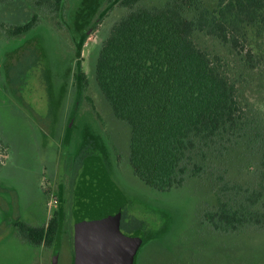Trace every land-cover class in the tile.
<instances>
[{"label": "rangeland", "instance_id": "obj_1", "mask_svg": "<svg viewBox=\"0 0 264 264\" xmlns=\"http://www.w3.org/2000/svg\"><path fill=\"white\" fill-rule=\"evenodd\" d=\"M36 1L0 4V136L6 144L0 143V264H52L54 246H32L16 225L47 228L57 213L63 218L57 264H77L75 194L83 174L110 190L120 206L121 232L141 242L134 264H264V229L226 234L203 218L216 206L218 175L252 188L259 179L264 22L245 31L243 45L254 56V68L243 50L205 33L194 35L236 85L259 138L241 140L222 155L214 148L201 177L160 193L133 175L129 129L114 117L95 79L103 42L131 9L121 7V0H63L55 13ZM168 1L141 0L137 7L160 8ZM196 7L213 10L217 1L197 0ZM34 15L37 23L27 34L7 33ZM79 69L88 79L80 93L74 80Z\"/></svg>", "mask_w": 264, "mask_h": 264}, {"label": "trees", "instance_id": "obj_2", "mask_svg": "<svg viewBox=\"0 0 264 264\" xmlns=\"http://www.w3.org/2000/svg\"><path fill=\"white\" fill-rule=\"evenodd\" d=\"M216 1L217 7L210 10L197 8V0H169L152 9L138 8L141 0H121L120 6L131 12L113 26L98 54L96 83L114 117L129 129L128 162L133 175L160 193L201 177L214 148L222 155L239 141L255 143L260 136L237 99L236 85L221 73L218 57L213 59L200 49L194 35L205 33L243 50L254 68V56L243 43L246 29L264 22V0ZM36 6L60 13L63 0H37ZM189 12L195 16L189 18ZM37 19L34 15L6 31L11 36L27 34ZM74 80L79 93L86 89L88 79L81 69ZM0 143H4L1 136ZM95 183L103 185L93 176L82 175L75 209ZM217 183L216 206L203 215L215 231L236 234L264 229V155L255 188L234 183L223 174ZM16 227L32 246H54L52 263L57 264L61 213L47 228L20 222Z\"/></svg>", "mask_w": 264, "mask_h": 264}, {"label": "water", "instance_id": "obj_3", "mask_svg": "<svg viewBox=\"0 0 264 264\" xmlns=\"http://www.w3.org/2000/svg\"><path fill=\"white\" fill-rule=\"evenodd\" d=\"M75 219L77 264H134L141 242L121 232L120 206L107 187L90 185L77 201Z\"/></svg>", "mask_w": 264, "mask_h": 264}, {"label": "flooded vegetation", "instance_id": "obj_4", "mask_svg": "<svg viewBox=\"0 0 264 264\" xmlns=\"http://www.w3.org/2000/svg\"><path fill=\"white\" fill-rule=\"evenodd\" d=\"M53 264V263H52Z\"/></svg>", "mask_w": 264, "mask_h": 264}]
</instances>
